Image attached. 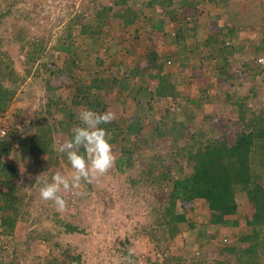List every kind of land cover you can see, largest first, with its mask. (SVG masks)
<instances>
[{"label":"rangeland","instance_id":"obj_1","mask_svg":"<svg viewBox=\"0 0 264 264\" xmlns=\"http://www.w3.org/2000/svg\"><path fill=\"white\" fill-rule=\"evenodd\" d=\"M131 11L137 19L129 23ZM155 53L164 72L180 76L172 78L174 97L162 100L157 78L148 75L156 73L147 70ZM261 57L264 0H0V80L15 92L0 113L6 130L0 132V173L9 178L4 182L0 174V264H75L77 256L79 264H128L129 249L133 264H189L193 258L238 264L237 253L224 246L249 244L244 235L252 232L253 204L247 193L237 192L238 212L230 216L239 222L230 225L213 218L205 200H178L175 212H185L187 220L171 237L172 187L163 176L192 173L187 152L193 144L223 133L233 143L244 126L241 111L247 120L263 115ZM136 69L148 74L130 75ZM124 75L132 89L121 87ZM142 85L147 92L137 99ZM88 94H98L115 113V130L126 132L140 114L142 126L110 140L117 159L125 152L131 165L120 167L116 159L91 183L62 189L68 203L58 210L40 198L39 187L54 172L73 171L53 145L70 138L80 121L68 127L67 117L87 107L76 101ZM180 119L183 134L173 130ZM164 127L173 133L164 134ZM44 131L50 152L31 139ZM10 192L17 210L8 212L17 211V221L8 232L2 205ZM255 260L264 264L261 249Z\"/></svg>","mask_w":264,"mask_h":264},{"label":"trees","instance_id":"obj_2","mask_svg":"<svg viewBox=\"0 0 264 264\" xmlns=\"http://www.w3.org/2000/svg\"><path fill=\"white\" fill-rule=\"evenodd\" d=\"M131 15L132 17L129 18ZM130 16L128 17L129 23L137 19L132 11ZM187 16L188 15L184 18ZM157 26H159V24H157ZM157 58H159L158 54H153L152 58L148 60L150 66L147 67V70L148 68L155 69L156 73L149 72L148 74L144 69H141L142 72L136 69L132 70L130 75L142 73L148 74L151 78H157L156 93L164 100L166 97H174L176 94V84L173 83L172 78L179 79L180 76H175L173 72L171 74L164 72V63L161 62V60L158 61ZM1 65L2 62H0V73L2 72ZM246 65L248 66V63H246ZM261 71H263L262 68L260 72ZM127 78L128 76L124 75L121 87L132 89ZM100 80L104 81V78ZM147 86L148 85H142L137 88V99L140 95L143 96L146 94L145 92L147 91L145 90H147ZM149 92L153 94L151 89ZM14 94L15 92L11 91L10 93V90L6 89L0 80V113H3L7 109ZM77 100L76 102H84L87 107L97 111H105L107 108V104L103 102L98 94H95L94 97L88 94L86 95V100ZM150 106L152 107V103ZM246 116L244 111H241L239 120L244 123V126L237 131L233 143H229L226 133H223L220 136L208 139L206 143L201 142L200 144H196L197 146L194 144L190 146L191 149L187 153L190 161H193V171L191 174L172 177V175L168 173L163 176L164 179H167L168 186L172 187L169 193L170 208L167 210L168 219L166 220V225L168 227V232H170V236L175 237L180 231L179 223L187 220L185 212H175L176 202L178 200L192 202L199 198L208 203V207L213 213V218H216L220 224L230 225L232 223H238V218H231L230 215L238 212L236 194L238 190H244L248 195L249 201L253 204L252 216L247 220V223L252 227V232L244 235V240L249 244L246 245L245 248H242V250H239L236 245L224 246V251L237 253L238 264H258V261L255 260L257 250L261 249L264 255V234H262L264 229V113L262 116H258L254 113L248 120ZM76 117L77 114H74V112L68 115V127L78 121ZM141 119H143V116L140 114L136 117L134 122L128 125L126 132L122 129L115 130L113 126L117 124H114V122H109L105 124L104 127L108 129L112 136L111 139L115 141L117 140V136L124 132L128 135L134 132L139 133L142 126ZM166 121L167 119L162 121L163 126H167L169 123ZM184 122L185 121L181 119L176 120L173 122L174 129L172 127L170 128L175 132L183 134V129L185 127ZM159 128L161 130V127ZM65 129L67 128H64V130ZM163 129L164 134L173 133V131L168 132L165 127ZM47 134L48 133L44 131L41 132L40 136L32 137L31 139L35 141V144L36 141H40L42 146L41 149L50 152L52 143L47 140ZM117 160L120 162V167L131 165L130 157H127L125 152ZM3 165L7 166V168H11L13 171L16 170L10 164ZM3 170L4 168L2 171ZM0 174L6 176L7 180L4 182L9 181L8 175L4 171ZM11 196L12 194L10 192L9 195L4 198L5 203L2 205V209L4 210L2 223L8 232L14 230L17 221V211H15L17 209L14 205V199ZM12 207L15 208V210L13 209L14 213L10 214L8 210ZM68 227L70 230H75L76 228L71 225ZM161 227H163V224L160 223L158 229ZM165 230L166 229H164V231ZM79 261L80 256H77L75 258V264H79ZM169 262V259L165 261L156 259L155 261L152 260L150 264H170ZM189 264H207V260L193 258Z\"/></svg>","mask_w":264,"mask_h":264},{"label":"clouds","instance_id":"obj_3","mask_svg":"<svg viewBox=\"0 0 264 264\" xmlns=\"http://www.w3.org/2000/svg\"><path fill=\"white\" fill-rule=\"evenodd\" d=\"M76 118L80 123L70 130V138L53 145L54 150L66 156L73 171L70 174L54 172L51 179L43 180L39 187L40 198L53 201L58 210L65 209L68 203L61 195L62 189L78 188L82 180L91 183L106 174L117 159L110 143V133L102 126L114 120L115 113L85 107L77 113ZM39 177L36 179L39 180ZM76 195L82 196L84 193L77 192ZM128 252V264H133V250L129 249Z\"/></svg>","mask_w":264,"mask_h":264},{"label":"built area","instance_id":"obj_4","mask_svg":"<svg viewBox=\"0 0 264 264\" xmlns=\"http://www.w3.org/2000/svg\"><path fill=\"white\" fill-rule=\"evenodd\" d=\"M46 1H49V2H59L60 0H44V3L46 2ZM259 60H260V62H264V57H261V58H259ZM169 62H170V60H169ZM0 132L2 133V135H4V134H6V130L5 129H0ZM225 240H227V238H225Z\"/></svg>","mask_w":264,"mask_h":264},{"label":"crops","instance_id":"obj_5","mask_svg":"<svg viewBox=\"0 0 264 264\" xmlns=\"http://www.w3.org/2000/svg\"><path fill=\"white\" fill-rule=\"evenodd\" d=\"M238 192H246V191H244V190H238Z\"/></svg>","mask_w":264,"mask_h":264}]
</instances>
